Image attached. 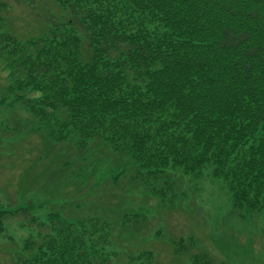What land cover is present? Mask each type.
<instances>
[{"label": "trees", "instance_id": "1", "mask_svg": "<svg viewBox=\"0 0 264 264\" xmlns=\"http://www.w3.org/2000/svg\"><path fill=\"white\" fill-rule=\"evenodd\" d=\"M21 1L36 9L39 2ZM46 3L38 33L20 37L0 26L10 77L0 108L31 113L37 122L27 134L73 146L83 173L88 154L92 177L106 163L113 187L143 191L161 208L187 177L207 171L222 180L232 214L264 210V0ZM19 202L0 204V233L5 216L24 213L37 231L16 248L14 264L157 262L151 250L125 251L148 220L121 211L122 201L109 216L51 212L42 220L29 214L32 200ZM173 243L178 255L195 247L192 236ZM189 257L225 264L204 249Z\"/></svg>", "mask_w": 264, "mask_h": 264}, {"label": "rangeland", "instance_id": "2", "mask_svg": "<svg viewBox=\"0 0 264 264\" xmlns=\"http://www.w3.org/2000/svg\"><path fill=\"white\" fill-rule=\"evenodd\" d=\"M0 1L3 28L7 25L15 34L27 37L45 26V7L40 4L47 5L46 0H38L37 9L21 0ZM4 63L0 60V96L10 83ZM36 122L20 105L0 108L1 205L13 206L24 198L32 200L29 214L38 220L51 212H58L64 219H76L92 214L109 216V208L120 207L122 201L126 206H121V211H137L148 220L141 232L145 236L135 239L125 251L151 250L156 264H191L189 254L199 249L225 264H264V210L245 219L232 214L221 179L211 177L207 171L199 180L187 177L177 200L161 208L154 196L143 191L130 190L126 184L113 187L107 180L106 163L102 173L94 172L92 177L88 154L87 170L81 172L82 157L73 146L44 139L37 131L26 133ZM75 158L80 163L70 162ZM26 220L25 213L3 218L0 264H14L12 254L16 248L29 233L37 231V225ZM181 236H192L195 247L178 255L173 242Z\"/></svg>", "mask_w": 264, "mask_h": 264}]
</instances>
